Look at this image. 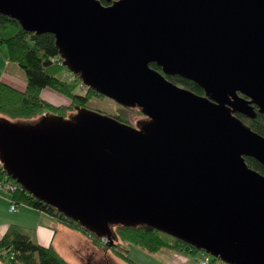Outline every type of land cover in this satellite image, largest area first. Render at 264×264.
Masks as SVG:
<instances>
[{
	"label": "water",
	"instance_id": "water-1",
	"mask_svg": "<svg viewBox=\"0 0 264 264\" xmlns=\"http://www.w3.org/2000/svg\"><path fill=\"white\" fill-rule=\"evenodd\" d=\"M0 0L54 36L82 83L144 116L87 107L31 123L0 117V163L38 200L113 245L149 226L225 264H264V0ZM178 75L203 94L172 83Z\"/></svg>",
	"mask_w": 264,
	"mask_h": 264
},
{
	"label": "trees",
	"instance_id": "trees-1",
	"mask_svg": "<svg viewBox=\"0 0 264 264\" xmlns=\"http://www.w3.org/2000/svg\"><path fill=\"white\" fill-rule=\"evenodd\" d=\"M107 4L104 0H100ZM0 48L9 62L18 64L25 73V86L16 88L0 81V115L12 121L35 120L43 113H53L66 117L74 105L87 107L92 98H103L91 88L84 86L78 75L72 74L62 65L54 36L50 33L36 34L23 30L19 23L9 16L0 14ZM149 66L156 70V65ZM173 82L183 86L193 93L202 95L203 90L194 82L177 77ZM50 89L63 96L68 104H55L41 97L43 89ZM120 122L133 125L132 118L142 115L136 107L115 105L112 113H108ZM245 125L257 134L264 136V114L256 113L255 119H249L241 114H235ZM251 168L264 175V165L251 157H245ZM13 186L14 189H10ZM0 187L10 195V202L15 205L24 204L55 217L60 223L86 235L91 243L98 248L113 252L120 259L135 264L128 256L129 247L135 246L148 253L162 249L188 252H201L193 246L159 232L149 226H113L115 238L113 245L103 242L101 237L89 232L78 222L63 216L57 209L46 204L23 190L0 163ZM6 187V188H5ZM225 264L212 258V264ZM0 264H72L62 257L50 245L36 243L23 227L11 224L0 238Z\"/></svg>",
	"mask_w": 264,
	"mask_h": 264
},
{
	"label": "crops",
	"instance_id": "crops-1",
	"mask_svg": "<svg viewBox=\"0 0 264 264\" xmlns=\"http://www.w3.org/2000/svg\"><path fill=\"white\" fill-rule=\"evenodd\" d=\"M0 52L4 57V52L2 53L1 49ZM5 62V69L0 73V81L8 83L16 88L23 89L25 86V78L21 79L19 77H16L12 73V71L8 69V67L11 65L10 62L6 59ZM45 91L48 95L56 97L57 102H60L62 98H64L59 96V94L55 93L54 91H50V89ZM2 191L1 193H4V195H6L7 198L10 199V195L7 194L5 191ZM9 208L10 205L8 207V211H10ZM18 210L19 212L16 218L12 219V221H6L5 223L0 224V238L11 224H16L23 227L26 233H28V235H30V237L36 243L40 245L51 244L57 250V252L70 263H72V261L68 257L69 254L74 255L77 258L80 257L82 247H86V249L88 250V255L91 254V256L89 255L90 258L87 264L91 263L93 254H95L96 251H100V249L96 248L91 243V241L86 235L60 223L52 215L31 208L24 204H20V209ZM137 249L140 248L131 246L129 247L128 252V254H130L129 258L135 264H198L199 258L201 257V255H199L200 252L193 255L188 252H179L168 249H162L155 253H148L143 251L142 249ZM115 257L117 258L116 261H118V264H130L127 261L120 259L116 255Z\"/></svg>",
	"mask_w": 264,
	"mask_h": 264
},
{
	"label": "rangeland",
	"instance_id": "rangeland-1",
	"mask_svg": "<svg viewBox=\"0 0 264 264\" xmlns=\"http://www.w3.org/2000/svg\"><path fill=\"white\" fill-rule=\"evenodd\" d=\"M0 49L2 50V53H3V49L2 48H0ZM5 59H4V57L2 56V54L0 52V73L5 69V65H6ZM10 64L11 65L8 67V69H10V71H12V73L16 77H19L21 79L25 78L24 70L18 64L14 63V62H10ZM45 90H49V89L46 88V89H43L40 92V95H41V97L43 99L48 100V101H50L52 103H55V104H68L69 101L66 98H62V100L60 102H57L56 97H52V96L48 95ZM59 96H61V95H59ZM61 97H63V96H61ZM87 105H88L89 109L98 110V111H100L102 113L108 114V113H112L114 111V109H115V105H118V104L115 101L103 96V98H92L88 102ZM75 106H78V105H74L73 109L70 110L66 114V117L68 115H70L71 112H73V113L75 112L74 111V107ZM0 117H2V116L0 115ZM144 119L145 118L143 117V115H141V116L138 115V116L133 117L132 118V122H133L132 126H135V124L137 122H139L141 120H144ZM32 121L33 120H27V121H25V123H31ZM0 189H1V191L4 190L3 187H0ZM1 191H0V224L1 223H5L6 221H12V219L17 217V214L19 212L18 209H20V204H19V205H16V210L15 211H13V212L8 211V207L10 205V199L7 198V196L4 195V193L2 194ZM4 191L7 194H9L6 189ZM4 191H2V192H4ZM104 238L107 239L106 237H104ZM104 238H101L103 242H108L109 241L108 239H107V241H104L103 240ZM96 248H98V247H96ZM98 249H100V251H96L95 254H93V257L91 259V263L90 264H118V261H116L117 258L115 257V254L113 252L106 251V250L102 251L101 248H98ZM137 250H140V249H137ZM106 252H107V255H106ZM87 253H88V250L86 249V247H82L81 248V254H80L81 256L80 257L77 258V257H75L74 255H71V254H69L68 257L72 261L73 264H87L88 261H89V258H90L89 255L91 256V254L88 255ZM128 255L130 257V254H128ZM199 255H201V252H200ZM133 257H135V256H133ZM216 264H218V262Z\"/></svg>",
	"mask_w": 264,
	"mask_h": 264
},
{
	"label": "built area",
	"instance_id": "built-area-1",
	"mask_svg": "<svg viewBox=\"0 0 264 264\" xmlns=\"http://www.w3.org/2000/svg\"><path fill=\"white\" fill-rule=\"evenodd\" d=\"M10 189H14L13 186H10ZM10 211L16 210V205L12 202H10ZM104 241H107V239H103ZM212 256L208 253H205L204 251H201V258L198 261V264H212Z\"/></svg>",
	"mask_w": 264,
	"mask_h": 264
},
{
	"label": "flooded vegetation",
	"instance_id": "flooded-vegetation-1",
	"mask_svg": "<svg viewBox=\"0 0 264 264\" xmlns=\"http://www.w3.org/2000/svg\"><path fill=\"white\" fill-rule=\"evenodd\" d=\"M155 64V63H154ZM156 65V64H155ZM156 70L158 71V72H160L162 75H164V77L166 78V79H168L169 81H171L172 83H174L173 82V79H175V78H177L178 77V75H165L163 72H162V70H161V68L159 67V66H157L156 65ZM180 77V76H179ZM182 78V77H181ZM174 84H176V83H174ZM177 85H179V84H177ZM179 86H181V85H179ZM181 87H183V86H181ZM71 113H73V112H71ZM144 117V116H143Z\"/></svg>",
	"mask_w": 264,
	"mask_h": 264
}]
</instances>
